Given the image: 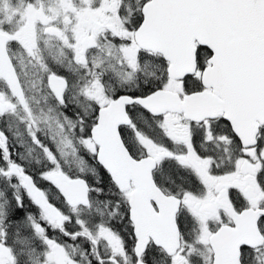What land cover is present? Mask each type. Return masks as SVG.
Segmentation results:
<instances>
[{
	"label": "snow or ice",
	"instance_id": "obj_1",
	"mask_svg": "<svg viewBox=\"0 0 264 264\" xmlns=\"http://www.w3.org/2000/svg\"><path fill=\"white\" fill-rule=\"evenodd\" d=\"M0 264H264V0H0Z\"/></svg>",
	"mask_w": 264,
	"mask_h": 264
}]
</instances>
